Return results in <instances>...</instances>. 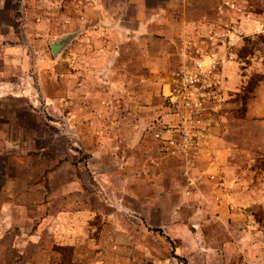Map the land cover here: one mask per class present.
<instances>
[{
  "label": "rangeland",
  "instance_id": "rangeland-1",
  "mask_svg": "<svg viewBox=\"0 0 264 264\" xmlns=\"http://www.w3.org/2000/svg\"><path fill=\"white\" fill-rule=\"evenodd\" d=\"M192 56L214 66L222 101L190 164L164 143L181 118L164 92ZM256 92L264 0H0V264H264V205L223 208L206 169L213 113L227 100L233 126L253 127ZM247 142L242 186L264 202V152ZM151 183L161 191L137 196Z\"/></svg>",
  "mask_w": 264,
  "mask_h": 264
},
{
  "label": "crops",
  "instance_id": "crops-1",
  "mask_svg": "<svg viewBox=\"0 0 264 264\" xmlns=\"http://www.w3.org/2000/svg\"><path fill=\"white\" fill-rule=\"evenodd\" d=\"M92 32L95 35H99L100 30H96L95 28H93ZM235 70L237 71V67H235L233 64L228 65V67L225 69V73L229 77V80H227V86L226 85L224 86L226 90L222 92L224 97H226L227 96L226 94L228 93L237 92L236 89L237 83L233 81L234 75L236 73ZM231 74L233 75L232 80H231ZM254 94L253 96L247 98L248 100L246 102L245 114L243 119L247 121L246 123L254 124L257 127L254 125H252L253 127H243L242 125L240 127L237 126L234 127L231 122L234 121L235 118H233V116L231 117V113H232L230 111L231 108L229 110L226 109L227 100L225 98L224 101L225 100L226 101L222 103V105H224V109H222L220 112L218 111L217 113H213L214 115L213 120H215L218 117L215 123L217 124L216 126L219 127L215 128V132H214V134L216 133L215 137L211 136L213 137V140L209 142V148H206V151L208 153L212 152L215 155V157L211 158L213 160L210 161L208 166H206V169L210 171L211 169L213 170L214 168H216L217 176L214 179H217L219 183L218 185L219 187L220 184L222 185L219 188L220 194L225 195L227 197L226 202H222L221 206L223 208H226L229 205L228 202L231 200L232 205L230 207L233 208L234 212L238 211L237 206L241 205L242 199H245V202H247L249 205L251 204L264 205V202L262 200L259 201L257 200L259 199L258 196L263 193L257 192L258 188L256 186H250V183L242 186V183H244V181H242V173H243L242 163L239 157H237L240 155L241 146H242L241 144H243V140L251 141L244 143V145L250 147L254 146V148H259L260 150H262V152H264V97H262L261 93L256 92ZM159 126L160 125L153 124V127H151V129L153 130L154 133L161 131L163 129L167 133L173 132V130L169 128L167 129L165 126L162 127ZM146 142H148V140L146 141L145 138H142L140 140L141 144H144ZM141 166L144 174L140 175L142 179H139V181L141 182L142 180V182L144 183L145 182L144 180L150 178L148 176L145 167L150 168L152 166H149L147 161L146 162L144 161ZM206 169L199 168L198 170H201V172L198 170H194L193 173L202 175V173H204ZM253 175H252V180H253ZM159 183H151L150 187L147 186L148 189L151 188L150 192L139 191L137 193V196L140 195L143 196L145 194L149 195V193L154 191L156 188L159 191H161L162 185H159ZM144 186L145 183L144 185H142V187ZM228 186L230 189L227 188ZM138 188H140L139 190L143 189L139 186Z\"/></svg>",
  "mask_w": 264,
  "mask_h": 264
},
{
  "label": "built area",
  "instance_id": "built-area-1",
  "mask_svg": "<svg viewBox=\"0 0 264 264\" xmlns=\"http://www.w3.org/2000/svg\"><path fill=\"white\" fill-rule=\"evenodd\" d=\"M189 58L174 73L164 92V97L171 107L177 110L178 114L181 111L180 127L177 125L174 130L177 132L176 136L172 134L164 143L172 153L184 159V162L193 164V148L198 133L204 129L203 117L217 107H209V103L214 98H219L216 102L214 100L219 105L222 97L218 90L212 88L218 83L217 79L211 78L214 66L206 67L199 57ZM154 137L159 138L160 134L155 133Z\"/></svg>",
  "mask_w": 264,
  "mask_h": 264
},
{
  "label": "water",
  "instance_id": "water-1",
  "mask_svg": "<svg viewBox=\"0 0 264 264\" xmlns=\"http://www.w3.org/2000/svg\"><path fill=\"white\" fill-rule=\"evenodd\" d=\"M68 39H61L60 41L56 43L50 44V50L53 55H56L62 48L66 45Z\"/></svg>",
  "mask_w": 264,
  "mask_h": 264
},
{
  "label": "trees",
  "instance_id": "trees-1",
  "mask_svg": "<svg viewBox=\"0 0 264 264\" xmlns=\"http://www.w3.org/2000/svg\"><path fill=\"white\" fill-rule=\"evenodd\" d=\"M247 98H248V97H247ZM247 98H245V99L247 100ZM246 100H245V102H244V103H245V104H244V107L246 106Z\"/></svg>",
  "mask_w": 264,
  "mask_h": 264
}]
</instances>
